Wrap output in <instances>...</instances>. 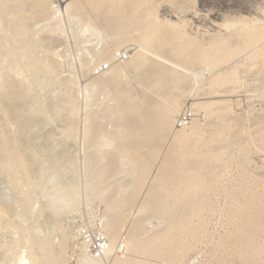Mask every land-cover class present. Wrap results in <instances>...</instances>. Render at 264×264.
<instances>
[{"label": "bare ground", "instance_id": "6f19581e", "mask_svg": "<svg viewBox=\"0 0 264 264\" xmlns=\"http://www.w3.org/2000/svg\"><path fill=\"white\" fill-rule=\"evenodd\" d=\"M5 3L9 4V8L11 7L13 10H11L13 17L10 16V12V18L6 15L9 20L3 15L5 10L2 7ZM47 12L52 14L47 17ZM152 12L146 6V0H64L57 7L53 6L51 0H4L0 4V116L6 122L5 125H11L10 130L7 126L0 129V250L8 245L5 244L7 242L4 243V246L2 245L4 242L3 233L7 231L17 235L15 247L21 250V255L20 253L15 254L12 252L14 249H11L9 245L6 246L11 251L6 249L0 251V264H105L108 259L111 264H160V260L179 263L190 249L191 245L188 243L189 241H186V237L195 234L197 224L194 223V218H197L201 212V205L196 198L197 196L199 198V194L202 192L205 182L203 179L206 176L202 175L203 179L202 176L200 179L197 174L200 169L204 168L205 163L220 162L223 158V156L221 158L222 150L228 149V144L231 141H229L227 132L222 134H217V132L213 137L207 136L208 138L203 139L200 135L199 119L194 117L189 125L176 129L174 127L175 116L177 117L181 110L179 97L186 94L194 96V98L205 99L206 96L208 100L209 95L216 93L219 95L220 92L221 96H225L222 95L227 92L225 89L231 86L236 87L238 81L240 82L235 65L228 68L230 66L228 63L240 55H243L245 61H251L254 64L261 62L264 65V26H262L264 23L262 22L263 24L260 26L259 21L254 19L253 22H257V26L250 27L251 22L249 27L248 25L242 28L239 26L241 29H236L237 31L230 39L228 38L229 33L228 40L221 37L222 42L217 40V42H209L210 44H206L207 47H205L206 45H201V39L198 42L187 37L186 34H183L184 32H181L182 29L179 26L174 25L176 23L164 21L162 23ZM43 13H47V16L45 14L43 16L47 17L46 20L55 23L56 26L53 29L56 31L59 29V23L60 25L62 23L60 22L61 17L66 16L67 19L71 18L81 24V33L85 34V32L91 31L100 37L102 33H105V38H108V42L102 41V37L100 41L97 39L98 43L104 42V44H100L101 47L99 46L97 52L94 49V52L97 53H94L97 57L94 65L103 62L110 64V67L107 71L97 73V76L93 78L94 81H89L90 83L85 86L89 89L94 87L97 90L102 88V91L106 86H112L113 94L110 92L112 94L110 96L113 97L110 98H114L113 101L116 103L112 109L114 116L112 113L111 116L112 118L116 116L123 123L116 125L115 120L112 125L113 127L116 125L114 130L108 129V131L104 124L97 121L98 118L96 120L87 113L89 122L85 129L83 128L85 143L81 159L83 190H80L74 182L69 184L71 178L70 181L67 178L69 185L65 184L68 174L74 176V165L79 159L76 155H72L74 157L58 156L59 150L57 154L56 145H54L57 140L52 138L56 127H48V125L60 122L62 116L67 114L68 120L64 121V125L58 122L60 126L58 125L59 129L57 130L65 135L67 141L74 142L76 124L73 121L69 123V121L76 117L73 116L76 112L78 95L75 91L78 89L71 90L70 85H67L72 79H66L62 83L66 86L65 96L61 97L60 94L54 96L55 106L50 109L49 102H45L43 96H36L40 89L39 83L33 87L29 82H26L29 80V76L21 79V75L25 74L28 69L32 70L34 74L33 82H37L36 75L38 73H42L48 82L53 79L56 73L55 65L58 63L55 60L51 61L52 57L49 60V57L40 58L41 55L39 57V54H36L38 43L33 39V35L36 33L32 32L33 28L32 30L29 28L32 25L28 24L29 27L27 25L28 21L34 20V17L37 19V16ZM43 20L45 22V19ZM254 24L256 25V23ZM46 28L49 31L52 29ZM57 34L59 35V33ZM216 38L218 39V37ZM128 41L133 42L135 49L131 48L133 49L131 51L129 47L128 59L119 60V62L116 54L121 52L122 45ZM202 41L204 40L202 39ZM262 42L263 44H261ZM204 43L206 42L204 41ZM124 47L126 48V46ZM93 48L95 47L93 46ZM239 60L243 61L241 57ZM243 64L246 65V62ZM243 64L241 63V65ZM89 67L87 68L89 69ZM93 67L91 68L94 70ZM24 70L26 71L24 72ZM124 70H129V73L131 71V74H136L140 79V83L138 82L140 85H137L143 89L142 95H146L145 100H139L137 96L134 98L132 88H130L132 92L122 88L124 81H122L121 72ZM9 73H12L11 78ZM17 79L23 81L21 89L15 84ZM186 83L189 86L187 85V89H183ZM236 83L237 85H235ZM125 84L124 86L127 88L128 86ZM181 86L183 87L181 95L176 94ZM90 91L92 90L90 89ZM22 92H25L26 100L29 99L27 103L29 105L22 103L25 99L21 95ZM231 92L233 93V91ZM231 92L229 91L230 94ZM107 96L109 98V95ZM91 98L87 97L84 101L87 110L97 104L93 103ZM198 98L189 107V110L191 109L195 115L202 112L204 116L213 112L214 109L216 112L218 106L222 109L229 105L221 102L222 100L210 101L213 99H209L201 102ZM2 99L10 100L8 106L2 105ZM110 100L112 101V99ZM13 102L16 104L13 105ZM181 107L183 108L184 105ZM227 109H222V115H227ZM220 115L217 117L221 118ZM39 117H42V120L37 119ZM4 121L2 122L4 123ZM225 121L227 122V120ZM4 128L9 131L4 132ZM2 130L8 134L4 135ZM167 134L171 135L172 143L171 147L168 145L170 149L165 161L160 159L159 149L149 148L151 150L145 153L144 147L147 142L152 141L153 143V140H159L161 143L164 138L167 141ZM168 137L170 138V136ZM44 138L47 139L48 146H45L42 141ZM57 143L59 144V141ZM216 143L221 146L216 145L219 149L217 148L218 151L216 150L214 153L212 149ZM212 145L214 146L211 149ZM141 150H145L144 153L148 155L147 159L139 157L141 154L143 156V152L139 154ZM227 154L225 153L228 157ZM158 162L159 165L155 167ZM70 169L73 173L70 172ZM205 172L203 171V173ZM151 174L154 178H151L150 184L153 183V186H147L146 193L144 196L142 195V203L139 204L138 212L144 211L143 213L147 212L153 218L155 217L154 219L160 221V224L157 223V225H161L162 230L160 229L148 236L147 239L145 237V240H141L138 237L139 231L142 230L141 217L140 219H138L139 217L133 218L127 226L125 235L122 229L124 226L126 227L125 222L129 219H126V213H129L127 210H130L128 207L140 198V194H143ZM212 176L214 175L212 174ZM33 178L34 181L37 180L31 183ZM120 179L121 181L125 179V181L121 182ZM80 197L83 198L88 215L93 213L91 211L94 209V202L95 204L96 202L104 204L100 217L86 218L88 223L96 230L103 232L108 238L109 251L101 259H92L83 251L77 252L68 226H65L73 213L80 214V209L77 207ZM83 216L82 218L85 217ZM20 240L24 244L21 245ZM118 243L124 244L125 254L118 251ZM72 253L77 257L75 260L72 259ZM119 253L121 255H117ZM3 257L5 258L3 259ZM192 258L188 264H196L197 257Z\"/></svg>", "mask_w": 264, "mask_h": 264}, {"label": "rangeland", "instance_id": "374dc122", "mask_svg": "<svg viewBox=\"0 0 264 264\" xmlns=\"http://www.w3.org/2000/svg\"><path fill=\"white\" fill-rule=\"evenodd\" d=\"M3 2L4 0H0V4ZM8 5L9 4L5 3L2 9L5 10L3 15H5V17L6 15H8L7 17L10 18L11 12L13 10L11 7L10 9ZM146 6L150 8L151 11L154 12V13L152 12L153 15L160 22L163 23L164 21V22H169L172 24L176 23L174 25L179 26V28L182 29V30L180 29L181 32L182 33L184 32L183 34H186L187 37L193 40H196L198 42L200 41V39L201 41L203 39L206 43H204V41L202 42L200 41L201 45L202 44L209 45L211 42L216 41V40L218 42H222L223 37H224V40H228V38L230 39L231 36L234 35L235 31L241 29L243 26L248 25L249 27L250 22H251L250 27H253V25L257 26L258 23L253 22L254 19H256V21L257 20L259 21L260 26L261 24L264 23V0H149V1L146 0ZM9 12H10V16H9ZM47 13L38 15L40 17L37 16V19H35L34 17L33 18L34 20L31 19L30 21L27 22V25L28 24L32 25V27H29V25L28 27L31 30L33 28L34 30H32V32L34 31L36 33L35 34L33 32L35 34L33 35L34 36L33 39L35 42L38 43V49L36 50V54L37 55L39 54L38 55L39 57L41 55L40 58L45 57V56L49 57L48 58L49 60L52 57L53 60L51 61L55 60L58 63V64L55 63L58 65V66L55 65L57 67L55 69L56 73L50 82L45 80L44 75L42 73H38L36 75L37 82H33L34 74L32 70L28 69V71L25 74L21 75V79L27 78L29 76V80H27L26 82H29L30 85H32L33 87H36L37 84L39 83L40 89L38 90L36 96L38 97L43 96L42 98L44 99V101L49 102L48 105L50 106V109H53L55 106V101H53L54 96H58L59 94L61 97L65 96L66 86L62 85V83H64L66 79L67 80H70V78L72 79L67 85V86L70 85L69 87L71 90L72 89L74 90V88L75 90L78 89L75 91L76 95L77 93L78 95H77L76 112H74V116H73V117L75 116L76 117L73 119L71 118L72 120L69 121V123L73 121L76 124V125L74 124L76 128L74 142L70 143L69 141H67V139L65 138V135L61 133L60 130H57L59 129L58 125L59 126L60 124L64 125L65 123L64 121L68 120L67 114H64L62 116L64 119L62 118L60 122L58 121L60 124L56 122L50 126L48 125V127L49 128L51 126L56 127L55 134L53 135L52 138H54L55 141L56 140L59 141L60 145L57 143V141L55 143L54 139L52 140L54 141L53 143H55L54 145H56L55 150L57 151V154L59 150L58 156L74 157L72 155H76V157L79 159L77 160L78 162L76 163V165H74L75 170L73 169V165H72V169L75 172L74 176L72 177V174L70 172L73 173V171L72 169H70L71 171L69 173L71 175L69 174H68L69 176L67 175L65 179V184L66 183L68 184V180L70 181V178H71V181L69 182V184H72L74 182L80 190H83V169H82L83 165H82V160H81L82 155H83V150H84L83 147L85 143V140L83 138V130L87 126L86 124H88L89 122V119H88L89 116L90 117L93 116V118L96 120L98 118L97 121L104 124L105 127L107 128L106 130L109 129L111 131L114 130V127L116 125L122 122V120L119 121L116 116L115 118L114 117L112 118V116H114L112 113L114 112V110L112 109H113V106L115 107V103H116V101L115 102L113 101L114 98H110V97H113V96H110L113 94L112 86H106L103 91H102V88H99L100 90H97L94 87H91L90 89L92 91H90V89L85 86L87 85V83H90L89 81H92V80L94 81L93 78L97 76V70L95 68H97V66H99L100 64H107V63L100 62L98 63L99 65H97V63L94 65V63L97 60V57L95 55L97 53L95 52H97L99 50L98 48H100L101 45L104 44V42H102L103 44L101 42L98 43L97 39L99 41L103 39L102 41L108 42V38H105L106 37L104 36L105 33L101 34L102 39L100 36H97L96 33H92L91 31H87L85 32V34L81 33L80 31L81 24L74 21L71 18L67 19L66 16L61 17L60 22L62 23L61 25L59 23L60 25V26L58 25L59 29H57L56 31L55 29H53L56 26L55 23L53 24L51 21L49 22V20H46V18L49 17L52 13L50 12H47ZM44 14L45 15L47 14L48 16L46 15L47 17L45 16L46 18H44L43 17ZM43 19H45V22ZM46 21H48L47 23L50 25H48ZM29 22H32V23L30 24ZM51 23L54 26L53 25L51 26ZM254 23H256V25ZM239 26H241V28ZM262 26H264V24ZM46 27L52 28L53 33L51 31L52 29L49 31V29ZM57 33H59V35ZM229 33H230V36H229ZM57 35L59 36V38H57L58 37ZM227 35L229 36L228 38H227ZM54 36H57V37H54ZM215 36L218 37V39ZM225 36H226V39H225ZM86 39L87 41L89 39V41L87 42ZM130 42L128 41L126 44L124 43L125 45L124 44L122 45L123 49H120V51L126 50V48L128 49L129 47H130L129 50L131 51L135 49L133 47L134 45L133 42L131 44ZM261 44H263V42ZM207 45L205 47H207ZM93 46L95 48H93ZM124 46H126V48ZM89 49L90 51H88ZM94 49H95V52H94ZM93 54L94 56H92ZM240 57H241V60L244 59L243 55H240L238 58L228 63L230 64V66L227 64L229 67L226 65L228 68H230L231 65L232 67L235 65V69L237 70V74H238L237 77L240 78V79L238 78V80H240V82L238 81V86L228 87L229 90L228 88L225 89L227 92L223 91L224 94L222 93V95H225V96H221L220 95L221 92H220L219 94L220 96L216 93L215 95L214 94L209 95V98H208V100L213 99L210 101H215V100L221 101L222 100L221 102L228 103L229 105L225 104V105H228V107L226 106L222 108V109L228 108L227 115L225 114L226 116L222 115L221 113L222 109H220L219 106L216 107V112H214L215 110L214 109L213 112L211 111L208 114H205L204 115L205 117L203 116L202 112L201 113L199 112L200 115L199 114L195 115L193 112H191V109L189 110V107L191 103L196 102L195 99H197L198 97L194 98V96H191V95L189 96L186 94L185 96L184 94L181 95L182 88L184 87L183 89L185 88L187 89V87L189 86L187 84L188 81L186 84H184V86L182 85L183 87L181 86V88L177 90L178 92L175 91L177 92L176 94L181 95V97H179L181 100L180 102L181 110L177 114V116L183 110L185 109L189 110L193 114L194 118L199 119L198 122L200 123L199 126H201L200 130L202 133V134L200 133V135H202L203 139H206L207 136L213 137L217 132H218L217 134H222L224 132H227L228 134L227 136H229V141H231L230 142L231 144L228 142L230 145L228 144V149H226L227 152L226 150H222L223 152L221 151L222 152L221 158L222 156L223 158L221 159L220 162H215V163H210V164L205 163L204 168H202V170L200 169L201 172L199 171V173L197 174L198 178L200 179L202 175L203 176L206 175V176L204 179L202 176V179L205 180V182L203 183L202 192L199 194L200 195L199 198L198 196L196 198L197 202L201 205V212L200 214H198L197 218H194L195 219L194 223L197 224V226L195 227V234L194 236L189 235L187 236L188 238L186 237L187 239L186 241L187 242L189 241L188 243L191 245L190 249L187 251L188 254L186 253L182 261H180L179 263L172 262L169 260H160L159 261L160 264H184V263L188 264L190 262L189 260H191V257H193L192 259L197 257L196 261L198 262V264H202V263L203 264H264V135H263L264 134V128H263L264 127V65H262L261 62H258V63L255 62V64L257 65L256 66L253 62L247 61V60L245 61V59L241 62L239 60ZM235 61H238V62L235 63ZM239 62H241L242 64L246 62V65L245 64L241 65V63ZM236 64H238V66H236ZM88 66H90L89 69L87 68ZM92 66H94L93 67L94 70L91 68ZM25 71L26 70H24V72ZM121 73L123 76L122 81H124V83H122L123 84L122 88L124 87L123 89H128V90L132 88L133 90L132 89L131 90L133 91L132 94L134 98L138 97L139 100L140 99L145 100L146 95L144 94L145 97L142 95L144 92H143V89H140L139 88L140 86H138L140 85L139 84L140 79H138L137 75L131 74L132 73L131 71L129 73V70H124ZM11 76H12V73L10 74V78ZM136 80L137 82H135ZM22 82H23L22 80L19 81L18 79L15 81V84L18 85L19 89H21L23 86ZM124 84L127 85L128 87L125 88ZM235 85H237V83ZM229 91L230 92L233 91V93L231 92L230 94ZM89 92L91 95L89 94ZM110 92H112V94H110ZM21 95H23L22 97L25 98V92H22ZM107 95H109V98ZM211 96H214V97L216 96V97L214 99V97L212 98ZM87 97L89 98L93 97L91 98L94 101L93 103H97L96 105L93 104L94 106H92V109L90 107L88 108V110L84 106V101L85 99H87ZM110 99H112V101ZM227 99H228V102H227ZM11 100H12V97H11ZM199 100L201 102H204V100L208 101L206 96H205V99H199ZM1 101H2L1 102L2 105L4 106H8L10 102V100L4 101V99H2ZM28 102H29V99L26 100L25 98L24 102L22 103L27 104ZM229 102L231 103V105ZM15 104L16 102H13V105ZM108 104H111V105H108ZM183 105L184 107L182 108L181 106ZM217 109H220V110L218 111ZM87 113L88 115L89 114L90 115L86 116ZM111 113H112V116H111ZM218 113L221 114L220 116H222L221 118L219 117L220 119L217 117L219 116ZM94 115L96 118L94 117ZM98 116H101V117L99 118ZM102 117H103V120H102ZM104 117L106 120L104 119ZM109 117H111L112 119L111 118L109 119ZM37 119L42 120V117L41 118L39 117ZM224 119L227 120V122ZM115 120L117 124L116 125L114 124L115 126L113 127L112 125L115 122ZM175 120H176V116H175ZM222 120L223 122H221ZM2 121L4 120L0 116V125H1L0 129H2L4 126L5 128L7 126V128L9 129L11 125H8V124L5 125L6 122L4 121L3 123ZM224 121H225V124H223ZM174 127H175V122H174ZM5 128L3 130L4 132H7L8 129H5ZM176 129H179V128H176ZM5 134L6 133H4V135ZM168 136H170V138ZM166 138H167V141L165 138L163 139L164 144H162L163 141L160 143L159 140H158L159 143H157L158 142L157 140L156 141L153 140L154 144L152 143V141L147 142L146 143L147 147L146 146L144 147L146 151L141 150V152H139V154L143 152L144 157L142 156V154L139 157L140 158L142 157V159L146 157L147 159L148 155L145 153L146 152L148 153L149 150H151L149 148H156L160 150V157H161L160 159L165 161L167 159L166 155L172 143L170 134H167ZM52 140H51V143H52ZM42 141L45 143V146L49 145L47 139L44 138L42 139ZM168 145L170 147H168ZM214 145H212L211 149L214 146V149H212V152L216 153V150L218 151L221 145H219L218 143ZM216 145L219 147H216ZM71 147H72V150H71ZM229 147H230V150H229ZM161 151H163L162 156H161ZM225 153L226 154L228 153L227 154L228 157L225 155ZM223 164H226V165H223ZM156 165H159V162L155 164V167H157ZM208 166H211V167H208ZM203 171L204 172L206 171V172L203 173ZM155 172L156 170L154 171V173L152 171L153 176ZM212 174L214 176H212ZM153 176L151 174V177L148 180V183L144 187V191L142 190L143 194H140V198L137 199L138 201L137 200L135 201L136 203L134 202L136 205L133 203L132 206L130 204L131 208L130 206L128 207L130 210H127L129 211V213H126V219L129 218L127 220L129 223L126 221L125 222L126 227L124 226V228L122 229V232L124 233V235H125V232L127 231V228H128L127 226H129L133 218L137 219L136 217H139L138 219H140L141 217V221L143 223L142 224L140 222L141 226L143 227L144 225L143 227L144 229L141 227L143 231L140 230L141 232L139 231L138 233V237H140L141 240L142 239L145 240V237L147 239V237L150 236L152 233H155L156 231H160L162 227L161 225H159L160 221H157L156 219H154L155 217L153 218L151 215H149V213L147 212L143 213L144 211L143 212L140 211V213L138 212L139 210L138 208H140L139 204L142 203L141 198L146 193L147 186L150 187L153 184V183L150 184V182L152 181L151 178H154ZM206 177H207V180H206ZM67 178L69 179L67 180ZM33 181H34V178L31 181V183H33ZM123 181H125V179H122L121 182ZM93 204L95 205L93 211H91V213L92 212L93 213L91 215L90 214L88 215L86 213V207H85L83 198L80 197L79 201L77 202V207L80 209L81 216L79 213H73L75 217L73 215L70 216L71 218H73L72 222L78 223V221L82 219L79 221V223L80 222L85 223L86 221H88L87 217H90V216L100 217L102 215L101 213L103 211L104 204L102 203L99 204L98 202H96V204L94 202ZM82 216L84 218H82ZM149 216H151L152 218L151 217L149 218ZM71 218L68 219V221L71 220ZM148 221L149 222L151 221V223H149ZM157 223H159L158 224L159 226L157 225ZM65 226L67 227V225ZM8 232L9 231L3 233L4 242L2 245L4 246L5 244H8L11 249H14V251L12 252H14L15 254L20 253L21 255V250L15 247L17 235L16 234L13 235V233H10V232L8 233ZM19 243H21V245L24 244L22 240H20ZM121 243H122V240H121ZM121 243H118V245H120ZM8 245H5L4 246L5 248L4 249L1 248L0 251H3L5 249L7 251H11L9 247L6 248V246ZM18 249H19V252L17 251ZM116 252L117 251H115V253ZM125 252H126V248H125V251L122 252L121 254L123 253L125 254ZM121 254L119 253L117 255H121ZM6 255L8 256L7 253ZM72 255H73L72 259L75 260V258L77 257L74 255V253H72ZM4 258L5 257H3V259ZM105 264H111V261H109L108 259L105 261Z\"/></svg>", "mask_w": 264, "mask_h": 264}, {"label": "built area", "instance_id": "2783aa9c", "mask_svg": "<svg viewBox=\"0 0 264 264\" xmlns=\"http://www.w3.org/2000/svg\"><path fill=\"white\" fill-rule=\"evenodd\" d=\"M63 1L64 0H52V3L54 7H57L60 6ZM128 52V49L123 50L116 55V58L118 60H127L129 56ZM109 67L110 64H100L97 66V73L107 71ZM193 117V114L189 110H183L176 117L175 127H186L189 125ZM67 226L68 231L71 233V237L73 238V244L75 245L77 252L83 251L92 259H101L108 253L109 241L107 236L103 232L96 230L87 221L85 223H76L72 222V220H69ZM118 251H125L124 244L119 245Z\"/></svg>", "mask_w": 264, "mask_h": 264}]
</instances>
